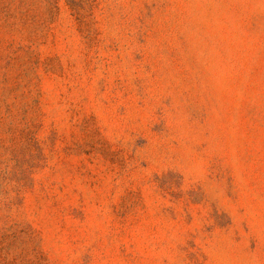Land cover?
Instances as JSON below:
<instances>
[{"label": "rangeland", "instance_id": "1", "mask_svg": "<svg viewBox=\"0 0 264 264\" xmlns=\"http://www.w3.org/2000/svg\"><path fill=\"white\" fill-rule=\"evenodd\" d=\"M0 264H264V0H0Z\"/></svg>", "mask_w": 264, "mask_h": 264}]
</instances>
